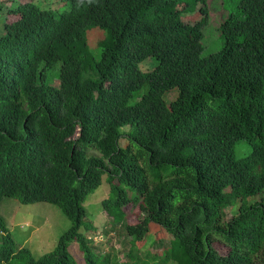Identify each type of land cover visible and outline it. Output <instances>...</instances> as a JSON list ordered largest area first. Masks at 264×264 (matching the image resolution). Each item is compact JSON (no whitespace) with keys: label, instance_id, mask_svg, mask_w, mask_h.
<instances>
[{"label":"trees","instance_id":"16d2710c","mask_svg":"<svg viewBox=\"0 0 264 264\" xmlns=\"http://www.w3.org/2000/svg\"><path fill=\"white\" fill-rule=\"evenodd\" d=\"M63 1L57 15L32 0L3 12L0 202L56 205L70 227L35 257L0 216V264H78L73 245L83 264H119L88 236L103 183L100 208L130 238L124 264H264V0H240L207 56L213 0ZM152 233L156 252L139 256Z\"/></svg>","mask_w":264,"mask_h":264},{"label":"rangeland","instance_id":"374dc122","mask_svg":"<svg viewBox=\"0 0 264 264\" xmlns=\"http://www.w3.org/2000/svg\"><path fill=\"white\" fill-rule=\"evenodd\" d=\"M15 0H0V28L2 25L3 12ZM24 1V0H23ZM240 0H213L209 6V21L206 26V38L210 42L206 45L202 56H207L216 52L221 46L217 41L219 38L218 25L219 23L235 12L238 8ZM33 3L40 5L42 8L49 9L54 15L60 14L68 10L70 4L63 0H32ZM1 31V29H0ZM86 41L90 51L97 57L99 49L97 41L104 37L103 31L98 28L89 29L85 33ZM156 63V59L150 58L137 64L140 70H146ZM60 64L55 68L59 70ZM50 76V74H49ZM53 84L57 85V80ZM178 95L177 88H172L165 92L163 99L169 104ZM108 187L103 183V186L91 193L86 201V210L88 219L92 221L97 231L88 234L94 241L96 251L105 253L114 249L112 258L119 264L128 262L127 254L130 251V238L125 236L123 225H117L112 228L110 218L105 211L100 208L99 203L107 197ZM125 223L136 224L142 217L138 207L132 205L126 206ZM0 216L5 220L8 231L12 236L14 243L19 247H27L35 257L47 253L54 249L58 238L70 227V222L56 205H49L43 202L23 204L15 199L3 198L0 202ZM123 223V224H125ZM152 232L157 234L156 229ZM159 232V231H158ZM105 235L104 237L102 235ZM154 233L146 237V243L143 248H139V256H144L146 251L155 253V249L150 246L154 238ZM216 250L224 254L227 247L219 242L214 244ZM135 248V247H134ZM138 248V247H137ZM137 248H135L137 250ZM71 255L77 260L78 264H83L81 255L77 250V246L73 245L70 248ZM159 253V252H158Z\"/></svg>","mask_w":264,"mask_h":264}]
</instances>
